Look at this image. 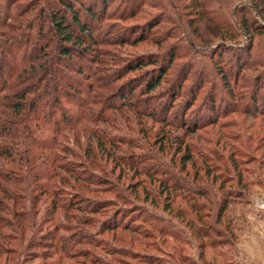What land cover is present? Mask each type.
Masks as SVG:
<instances>
[{
  "label": "trees",
  "instance_id": "16d2710c",
  "mask_svg": "<svg viewBox=\"0 0 264 264\" xmlns=\"http://www.w3.org/2000/svg\"><path fill=\"white\" fill-rule=\"evenodd\" d=\"M8 1L14 6L16 24H8L5 16L0 17V25L7 28L0 32V257L4 256L0 264L9 261L17 264L18 257L25 254L28 259L38 258L37 264H79L72 261L76 255L94 264V248L114 257L115 264H128V257H136L144 264H162L164 254L170 253L166 254L169 257L173 254L163 243L170 245L173 252L177 250L179 260L188 263V254L168 238L184 245L191 242V234L164 212L186 218L195 236L204 239L201 245L225 256L227 248L235 246L237 232L246 222L243 213L235 215V212L249 200L248 190L254 182L247 181V174H251L247 162L256 155L243 157L234 145V136H227L232 143L222 140L219 134L199 137L212 146L206 152L191 139L186 140V136L217 123L228 111L239 109L229 99L233 96L232 86L238 82V72L248 66L251 41L242 46L234 42L228 47L232 53L228 73L220 65L217 70L228 90L222 89L218 100L211 94L201 105L195 104V89L185 101L177 102L181 86L176 88L177 84L172 83L164 90L158 89L171 67L173 52H169L166 62L164 57L156 60L149 55L121 57L109 76L97 65L104 56L101 48L93 45L108 41L105 37L111 34L105 29L108 19L117 16L124 20L137 15L142 10V0H118L121 7L114 12H111L114 7L109 6L114 0ZM252 7L256 8L253 2L245 7L236 20L237 31L224 36L226 40L234 41L237 33H264V19L256 18ZM151 28L150 21L137 27L119 26L116 30H122L123 34L115 41L134 44L148 38ZM213 52L217 53L210 56L212 59L218 56L220 62L226 60L221 48ZM132 71L140 77L135 87L125 82ZM249 93L251 99L260 100L256 107L264 106V89L257 94L252 87ZM255 106L251 109L255 110ZM173 107L178 108L177 117L168 115ZM219 107L225 111L220 113ZM126 112L148 116L160 124L152 142L158 145L157 151L170 154L168 162L160 160L150 149L145 150L146 156L134 152L139 147L136 138L125 139L100 126L112 121L113 125L107 126L122 130L120 124L114 125L119 121L114 115L119 118ZM126 118L127 115L124 121ZM81 130L89 134V143L83 139ZM149 131L143 124L142 135L152 136ZM82 140L84 151L80 153L73 148L74 144L81 145ZM249 141L252 143V139ZM100 158L113 163L110 171L101 167L103 177L94 167L95 160ZM222 163L227 175L219 170ZM114 168L124 178L146 176L149 184H127L125 189L133 195L129 197L123 187L108 177ZM225 181L235 182L240 189L226 190L227 196H221L218 192ZM216 182L218 187L213 193L209 183ZM106 193L113 196L93 198L95 194ZM148 200L154 209L161 207L150 217L148 211L154 210L136 207L139 201ZM109 206L115 207L110 213ZM131 207L137 210H130ZM97 214L106 217L101 220ZM210 216L211 221L203 220ZM114 229L135 233L128 242L153 249L154 253L141 255L130 245L124 249L104 240L103 232ZM203 257L201 250L197 259Z\"/></svg>",
  "mask_w": 264,
  "mask_h": 264
},
{
  "label": "rangeland",
  "instance_id": "374dc122",
  "mask_svg": "<svg viewBox=\"0 0 264 264\" xmlns=\"http://www.w3.org/2000/svg\"><path fill=\"white\" fill-rule=\"evenodd\" d=\"M19 1L27 2L28 0ZM142 2V10L137 15L124 20L118 19L117 16H112L110 19H108V25L105 28L107 31H109V33H111L110 35H105L108 41H105L104 45H97L98 47L96 45H93V47L101 48L102 50L104 57L101 58L103 62L98 63L97 65L101 69V72H103V74H108L107 76L111 75L116 70V67L118 66L117 63H119L118 59L121 57L125 59H131V57L134 56L146 57L149 55L151 57L157 58L156 60H160V58L162 59L164 57V61L166 62L167 58H169V52H173L174 59L172 60L171 67L170 69H168L167 74H165L162 78V84L160 85V87H158V89L164 90L172 83L177 84L176 88L178 87V85L181 86L182 93H180V96L177 97V102L185 101V99L190 96L192 90L197 89L195 104L201 105L208 99L209 95L212 94L217 99L218 95H222L223 91L227 89V87L224 86V83H222V75L217 70H220L218 69V66L220 65V68L223 70V67H226L225 72H227L228 64L230 62L229 56L231 53V51L228 50V47L232 46L234 42H237L238 46H242L249 40L252 44L248 55V66L238 72V76L236 77V79L238 78V82L234 84V86H232L233 96H230L229 99H232V102L234 101V106L239 107V109L228 111L227 113L223 114V116H220L218 118L217 123L207 125V127L201 129L200 132H195L186 136V140L191 139L194 143L197 144V146H202L201 149L205 152L212 149V146L210 147L209 145H207V143H205V141H201L199 137L203 139L208 136L214 137L219 134L220 137L222 136V140L224 139L227 140V142H231V139H229L227 136H234V145L239 151H241L243 157H248L250 154L256 155L254 160L248 159L250 161L247 162V166L251 171V174H247V181L254 182V184L250 186L248 190L249 200L244 204L242 203L239 207V210L238 207H235L237 208L235 210H238L235 212V215H237L238 212L243 213L246 222L244 226L237 232L235 246H229L227 248L228 253L225 256H221L217 252H215V249L207 248L201 245L204 239L195 236L194 232L186 224V218H183L181 216L177 217L173 212H164L165 214H168L174 220H176L180 225L185 227L186 231L191 234V242H184V245H181V243L183 242L180 243L175 239L168 238L169 241L171 240V243L179 246L182 249L181 251L183 253L188 254L189 260L188 263L179 260L177 250L173 252L170 245L163 243V247L173 254L171 253L172 255L170 257L166 255H170V253L164 254V261L162 264H169L168 260L171 261V264H225V262L228 260L229 264H264V234H261L260 231H257L256 235H252L254 237V241L253 243H251V245L253 244L252 246L254 247L252 248V251H258V249H260V251L262 252L258 257L254 256L255 260L253 258L246 259L247 256H244L251 251H242L247 249V245L243 240V238H246V235H243V237L241 236V231L246 228L248 224L247 220L250 219V217H252L251 219L255 220L256 223L259 224V229H261L262 232L264 228V106L262 107L261 105H257L256 107V103H260V100L257 98L251 99L249 93L252 87L254 91L256 90L257 94L262 93L264 89V33H237V36L233 39L234 41L226 40L224 37L228 34L231 35L233 32L237 31L238 28L236 20L241 16V14L245 12V7H247L250 2H253L256 5V8H251L252 14H255L256 18L260 16L264 19V0H142ZM1 4L2 6H0V17L5 16L3 19L8 24H16V20L13 18V12H15L14 6H11L10 1L6 2V0H0V5ZM109 6L110 9L114 7L111 12H114L121 7L120 3H118V0H114L110 3ZM257 13L259 15H257ZM148 21H150L152 27L148 38L137 41L134 44H120L115 41L116 37L118 38L123 34L122 30H116L119 26L122 27L128 25L137 27ZM6 29L7 28L3 24L0 25V32ZM126 35L127 37L133 36L130 34ZM87 37L88 36H86V38ZM111 37L114 38V40H112ZM217 48L222 49L224 59L226 60L220 62L219 59H217L218 56L214 57V59L210 57L214 53H217L213 52L214 49L216 50ZM18 58L19 57H16V60ZM86 62V60L83 61L84 64ZM157 62L160 63L159 61ZM149 66L150 65H147L146 68H150ZM136 73L137 72L135 71L129 73V79L125 81L128 84L127 86L135 87L138 85L140 77L138 78L139 74L135 75ZM139 98L143 97L139 96ZM248 98L250 100H247ZM254 106L255 110H252L251 107L253 108ZM246 108H249V111L246 112ZM224 111L225 110L223 108L219 109L220 113H223ZM126 115L127 118L124 121ZM140 115L141 114L139 113L126 112L124 113V116L118 118V114L115 113L114 117L119 121H116L114 125L120 124L123 127V129L120 131L107 126V124L110 126L113 125L112 121H109V123L102 124L100 126L102 128L107 127V131L121 136L122 138H136L135 142L139 145V147L133 149L134 152L143 153V155L146 156L148 155L146 151L150 149L153 153H157V157L160 160H166L168 162L171 157L170 154L165 151H157L158 145H153L152 142L154 133L156 132L160 124L154 120H151L148 116ZM168 115L169 117L173 115L177 117L178 108L173 107L172 110L168 111ZM202 117L203 115H200L199 119H201ZM199 119L196 120L200 121ZM143 124H145L147 130H150L149 133H152V136L144 137L142 135L140 129ZM173 129L174 128H171V130ZM81 132L84 137L83 139L87 142L89 134L84 130H81ZM142 138L148 144H144ZM249 139H252V143L250 142L251 140L249 141ZM84 140L80 142L81 145L74 144L75 148H72L74 150L76 149L77 152L80 151V153H82V151H84L82 150L85 143ZM92 142H95V140L93 139ZM247 145L251 146L248 147ZM178 156L179 154L177 155V157ZM72 160H74V158ZM86 161L88 163L87 158ZM95 163L96 165L94 167L98 169H95V171H99L101 167H106V169L110 171V166L113 164L109 161H105L103 158H100L99 161L95 160ZM225 166V163H222L219 170H226ZM175 168L178 169L179 164L176 163ZM219 170H217V172H220ZM99 172H101L99 176L103 177L104 173L102 171ZM226 172H223L224 175H227ZM155 175L156 174H154L153 176ZM108 177L113 178V183L115 181L117 185L123 187L124 189L127 184H134V186L138 182H146L147 184H149V182L146 181L149 178L143 175L137 176V178L134 176L128 178L122 177L118 174V168H114L111 172V175H108ZM188 177L190 178L191 174ZM150 185L153 186L155 185V183L152 181ZM209 186L213 189V193H215L218 187V183H212V185L209 183ZM140 187H138V190L140 189ZM238 189L240 188H238V185L235 184V182L232 183V181H225L222 191H219L218 194L220 193L221 196H227L225 194L226 190H231L232 192V190L238 191ZM125 192L129 197H133L130 191L125 189ZM141 193L142 192L139 190L140 198L142 196ZM93 196V198H95L101 196L111 197L113 195L110 193H106L103 195L95 194ZM94 200L95 199H93V201ZM178 202H181V204H187L182 200H178ZM119 203L121 202H118V204ZM247 203H250L251 208H249V205H246ZM145 206L149 207L150 210H154V212L148 211L149 217L150 215L155 213L156 210L158 212L161 211V207L158 206L154 209L152 205H149V200L143 202L139 201V203H137L136 205L137 209H142ZM114 208L115 207L109 206L107 209V211H109L108 213H110V211ZM133 208L135 207H131L130 210H133ZM95 216L101 220L106 217L105 215L103 216V214H97ZM136 219H134L135 222L138 221V219ZM212 219L213 217L210 216L208 219L204 218L203 220L209 222ZM68 223L73 222L68 221ZM220 226L223 229L225 228L223 222L220 223ZM134 234L135 233L128 230L114 229L103 232L102 237L104 240H109L118 246H124V249H126V246L130 245L129 247L135 248L137 252H141V255H143V252H147L149 254H151L152 252L154 253L153 249L142 247L141 244H138L136 242H128V240H130L131 238V235ZM111 242H109L110 245ZM85 246L86 245H84V247ZM222 248L223 250H226V247ZM201 250L204 251V257L202 260H198L197 254ZM94 251V264H115V260L113 259L114 257H108L100 249L94 248ZM26 255L27 254L22 256L20 255L17 259V264H37L38 262H40L38 258L28 259ZM13 257L14 256L11 255V258ZM3 258L4 256L1 255V263L3 262ZM72 261L78 262L79 264H91L89 262V259L83 258L82 255L74 256L72 258ZM127 262L128 264H144L143 262L138 261L136 257H128ZM7 264L14 263L13 261H9Z\"/></svg>",
  "mask_w": 264,
  "mask_h": 264
},
{
  "label": "crops",
  "instance_id": "0c3cea01",
  "mask_svg": "<svg viewBox=\"0 0 264 264\" xmlns=\"http://www.w3.org/2000/svg\"><path fill=\"white\" fill-rule=\"evenodd\" d=\"M247 206L249 205V208H251V205L250 203H247L246 204ZM252 217H250V219L247 220V226L244 230L241 231V236L243 237V235L246 237V238H243V240L245 241L246 245H247V249L246 250H242V251H251V252H248L247 254H245L244 256L247 258H253L254 259V256H259L260 253H262L260 251V249H258V251H252L254 248L251 243H253L254 241V237L252 235H256V232L257 231H260L261 234H264V228H263V232L261 231V229H259L260 226H258L259 224L256 223L255 220L251 219ZM262 225V224H261ZM264 225V224H263ZM250 233V235H249ZM240 240V239H239ZM250 242V243H249ZM255 260V259H254Z\"/></svg>",
  "mask_w": 264,
  "mask_h": 264
}]
</instances>
